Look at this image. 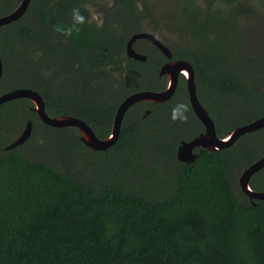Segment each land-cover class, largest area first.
Instances as JSON below:
<instances>
[{
	"label": "trees",
	"instance_id": "1",
	"mask_svg": "<svg viewBox=\"0 0 264 264\" xmlns=\"http://www.w3.org/2000/svg\"><path fill=\"white\" fill-rule=\"evenodd\" d=\"M20 1L0 0V17ZM110 1L30 0L0 27V95L36 91L47 114L79 119L105 139L124 98L165 88L158 73L167 59L149 41L133 45L145 62L125 55L146 23L182 41L162 43L193 66L202 104L220 96L219 137L264 116V50L244 52L236 22L263 17L264 0H162L163 10L154 0ZM28 121L30 138L5 150L15 140L6 135ZM201 132L182 76L167 102L132 106L103 152L83 146L75 128L44 125L29 100L1 105L0 264H264V201H250L237 183L264 156V129L178 162V144ZM263 171L253 190L264 191L255 180Z\"/></svg>",
	"mask_w": 264,
	"mask_h": 264
},
{
	"label": "water",
	"instance_id": "2",
	"mask_svg": "<svg viewBox=\"0 0 264 264\" xmlns=\"http://www.w3.org/2000/svg\"><path fill=\"white\" fill-rule=\"evenodd\" d=\"M30 0H21L18 7L11 13L0 17V27L6 26L20 19L26 12ZM139 40L149 41L162 55L167 62L159 69V76L165 79V88L161 91H139L124 98L118 105L109 135L100 139L85 122L61 115L50 116L45 111V101L36 91L30 89H15L0 95V106L19 99H26L32 103V111L37 118L46 126L52 128H75L80 134V142L86 148L96 152H103L112 147L119 136L121 124L127 111L138 103L159 104L170 100L177 88L179 77L185 81L188 103L196 117L202 124L204 131L188 141H181L176 149V159L180 163H191L196 159L195 151L206 150L208 152H219L233 146L241 137L264 129V116L257 118L245 125L233 128L222 136H218L212 119L200 103L196 94L195 73L193 66L186 60H172V53L154 34L150 32H138L133 34L126 43L125 54L127 58L134 61L145 62L146 55L139 53L134 44ZM3 74V64L0 57V80ZM145 111L144 116L148 115ZM32 122L28 121L21 134L4 149L11 150L24 144L31 136ZM264 168V156L243 169L238 177L237 183L240 191L250 201H264V191L253 190L250 186V179L253 175Z\"/></svg>",
	"mask_w": 264,
	"mask_h": 264
},
{
	"label": "rangeland",
	"instance_id": "3",
	"mask_svg": "<svg viewBox=\"0 0 264 264\" xmlns=\"http://www.w3.org/2000/svg\"><path fill=\"white\" fill-rule=\"evenodd\" d=\"M104 4L107 6L110 5V0H103ZM155 4L157 7L154 9L156 10H163L165 8L164 5H162V0H154ZM102 0H96L97 4H100ZM90 12L92 15V20L94 22L100 21V14L97 12V8L95 7H90ZM264 17V16H263ZM261 16H252V15H246V16H241L240 18L237 19V25L241 30L243 31V42H242V48L243 51L246 52L247 54H256L253 53L258 50H264V18ZM144 30L146 32L152 33L151 29L147 27V24H144ZM154 34L161 42L165 43L168 46H174V45H179L182 41H179L176 35L166 33V32H161L159 33H152ZM19 135L21 132L18 133ZM15 131H11L6 135L7 140H13L16 139L19 135H16ZM145 169L150 168L152 166L151 162L147 159H144L143 161ZM90 165V164H89ZM88 165V167H90ZM143 167V168H144ZM257 179V186H259L260 189L264 190V171L260 174V176H256Z\"/></svg>",
	"mask_w": 264,
	"mask_h": 264
},
{
	"label": "flooded vegetation",
	"instance_id": "4",
	"mask_svg": "<svg viewBox=\"0 0 264 264\" xmlns=\"http://www.w3.org/2000/svg\"><path fill=\"white\" fill-rule=\"evenodd\" d=\"M100 22V21H99ZM126 55V54H125ZM196 94H197V91H196ZM198 97V96H197ZM203 104L202 106L205 108V110L207 111L209 117L212 119L213 123H214V126H215V120H214V115L215 117L217 116V119L219 118V112H220V109H221V103H218L220 101V96L218 97V95H216L215 99L213 101H211V99L209 97H206V96H203ZM199 99V98H198ZM200 101V100H199ZM139 104V103H138ZM206 105H209L210 107V110L206 109ZM149 112V111H148ZM194 115V114H193ZM195 117V116H194ZM199 122V121H198ZM200 123V122H199ZM201 125V128H202V132L204 131V128L202 126V124L200 123ZM260 131V130H259ZM258 132V131H257ZM255 133V132H254ZM264 169V168H263ZM262 169V170H263ZM261 171V170H260ZM259 171V172H260ZM257 174V173H256ZM254 176V175H253ZM251 177L254 178V177ZM250 179V180H251Z\"/></svg>",
	"mask_w": 264,
	"mask_h": 264
},
{
	"label": "clouds",
	"instance_id": "5",
	"mask_svg": "<svg viewBox=\"0 0 264 264\" xmlns=\"http://www.w3.org/2000/svg\"><path fill=\"white\" fill-rule=\"evenodd\" d=\"M76 19H77L78 22H83V17L82 16L77 15Z\"/></svg>",
	"mask_w": 264,
	"mask_h": 264
}]
</instances>
